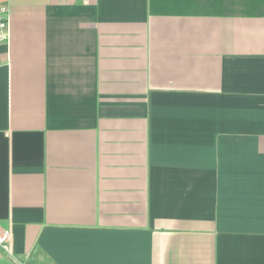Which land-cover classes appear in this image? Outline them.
Returning a JSON list of instances; mask_svg holds the SVG:
<instances>
[{
	"label": "crops",
	"instance_id": "crops-1",
	"mask_svg": "<svg viewBox=\"0 0 264 264\" xmlns=\"http://www.w3.org/2000/svg\"><path fill=\"white\" fill-rule=\"evenodd\" d=\"M0 3L17 260L264 264V0Z\"/></svg>",
	"mask_w": 264,
	"mask_h": 264
},
{
	"label": "built area",
	"instance_id": "built-area-1",
	"mask_svg": "<svg viewBox=\"0 0 264 264\" xmlns=\"http://www.w3.org/2000/svg\"><path fill=\"white\" fill-rule=\"evenodd\" d=\"M9 38V8L7 4L0 3V44L6 43ZM0 249L13 258L18 264H23L15 258L12 246L11 230H5L0 236Z\"/></svg>",
	"mask_w": 264,
	"mask_h": 264
},
{
	"label": "rangeland",
	"instance_id": "rangeland-1",
	"mask_svg": "<svg viewBox=\"0 0 264 264\" xmlns=\"http://www.w3.org/2000/svg\"><path fill=\"white\" fill-rule=\"evenodd\" d=\"M0 264H18V263L13 258L5 255V253H2L0 249Z\"/></svg>",
	"mask_w": 264,
	"mask_h": 264
}]
</instances>
